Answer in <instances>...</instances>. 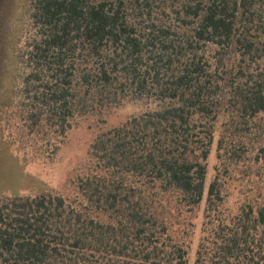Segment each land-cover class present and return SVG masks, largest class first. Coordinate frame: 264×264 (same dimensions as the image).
<instances>
[{"label": "trees", "instance_id": "obj_1", "mask_svg": "<svg viewBox=\"0 0 264 264\" xmlns=\"http://www.w3.org/2000/svg\"><path fill=\"white\" fill-rule=\"evenodd\" d=\"M29 20V131L63 137L124 100L160 105L95 136L72 197L0 198V264H264L263 188L233 214L219 167L206 188L214 144L223 169L254 152L264 0H32ZM202 204L191 262L181 218Z\"/></svg>", "mask_w": 264, "mask_h": 264}, {"label": "rangeland", "instance_id": "obj_2", "mask_svg": "<svg viewBox=\"0 0 264 264\" xmlns=\"http://www.w3.org/2000/svg\"><path fill=\"white\" fill-rule=\"evenodd\" d=\"M32 0H2L0 3V198L32 196L55 191L66 197L74 194L73 181L87 172L89 146L102 130L118 126L133 115L158 108L155 96L124 100L102 114L75 118L63 137L40 127L29 131L20 108L22 78L26 73L23 51L30 27ZM264 114L244 128L253 154L223 169L216 158L215 144L207 160L206 188L220 168L224 180V211L233 214L241 203L262 187L264 157L258 149L264 135ZM262 145V144H261ZM259 159L258 162L256 160ZM262 165V166H261ZM261 166V167H260ZM255 187H258L255 190ZM202 209L181 218L184 236L193 262L202 235Z\"/></svg>", "mask_w": 264, "mask_h": 264}, {"label": "flooded vegetation", "instance_id": "obj_3", "mask_svg": "<svg viewBox=\"0 0 264 264\" xmlns=\"http://www.w3.org/2000/svg\"><path fill=\"white\" fill-rule=\"evenodd\" d=\"M2 2V0H0V3Z\"/></svg>", "mask_w": 264, "mask_h": 264}]
</instances>
